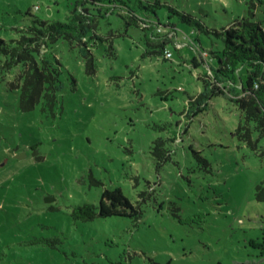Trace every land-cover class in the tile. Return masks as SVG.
I'll return each instance as SVG.
<instances>
[{
	"label": "rangeland",
	"instance_id": "1",
	"mask_svg": "<svg viewBox=\"0 0 264 264\" xmlns=\"http://www.w3.org/2000/svg\"><path fill=\"white\" fill-rule=\"evenodd\" d=\"M77 1L0 0V37L28 36L38 19L67 22ZM122 1L140 17L176 24L180 50L148 53L145 31L116 11L95 18L104 41L89 48L92 70L76 40L50 43L60 86L53 105L42 99L24 110L23 63L0 68V264H264L256 197L264 136L254 131L249 146L236 133L244 115L234 99L248 68L233 79L210 70L224 47L215 32L253 2L264 20V0ZM193 30L200 49L183 40ZM204 50L205 63L193 67ZM214 86L227 95L212 94ZM115 188L139 219L73 216Z\"/></svg>",
	"mask_w": 264,
	"mask_h": 264
},
{
	"label": "trees",
	"instance_id": "2",
	"mask_svg": "<svg viewBox=\"0 0 264 264\" xmlns=\"http://www.w3.org/2000/svg\"><path fill=\"white\" fill-rule=\"evenodd\" d=\"M118 1L80 0L77 1L67 22L38 19L36 20L38 25L29 28L28 36L23 35L10 43L0 37V53L6 57L0 68L9 70L20 63L25 67L20 75L23 81L20 102L24 110L34 109L42 99L52 105L55 102L56 90L60 87L59 69L46 57L51 42L59 38L76 40L79 45L86 48L84 56L88 69H94V56L89 48L98 41H104L94 25L98 16H106L117 11L126 18L127 25L134 24L140 27L145 31L148 53L165 55L169 44H174L175 48L180 50L177 43L180 42L181 31L176 24L169 22L164 25L160 20L152 21L147 17H140L124 1L120 3ZM258 2L262 3L261 0ZM154 5H158V0ZM91 10H96L98 15ZM183 18L189 22H196L195 19H189V15L184 14ZM215 33L222 36L224 47L219 52H214L219 62L218 68L215 71L212 68L210 70L219 77L233 79L239 74L241 67L248 68V85L247 87L243 85L240 99H234L244 115V122L236 133L247 141L249 146H254L253 132L259 131L261 136H264V20L257 18L256 3L248 5L247 15L236 18L220 33L217 31ZM195 34L194 30L184 31L182 37L200 49L198 45H201V41L199 38V43L194 40ZM202 52L191 59L193 67L197 68L205 63L209 52L206 50ZM211 92L222 95L228 93L218 86H214ZM256 197L258 201L264 202V180L257 185ZM73 216L83 221L93 220L97 216L139 219L140 209L133 205L120 188H115L106 189L102 193L97 207L93 204L78 206L73 210Z\"/></svg>",
	"mask_w": 264,
	"mask_h": 264
},
{
	"label": "built area",
	"instance_id": "3",
	"mask_svg": "<svg viewBox=\"0 0 264 264\" xmlns=\"http://www.w3.org/2000/svg\"><path fill=\"white\" fill-rule=\"evenodd\" d=\"M165 57L166 58H171L172 57V53L170 51H166Z\"/></svg>",
	"mask_w": 264,
	"mask_h": 264
}]
</instances>
